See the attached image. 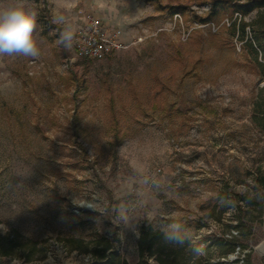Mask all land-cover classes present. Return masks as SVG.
<instances>
[{"label": "rangeland", "instance_id": "374dc122", "mask_svg": "<svg viewBox=\"0 0 264 264\" xmlns=\"http://www.w3.org/2000/svg\"><path fill=\"white\" fill-rule=\"evenodd\" d=\"M213 1L0 0V10L38 9L41 50L0 59V243H15L0 264H84L101 234L135 263L143 223L211 244L214 264L244 253L264 262V226L256 212L243 217L240 199L264 170L252 121L264 79L243 47L251 25L241 39L228 14L201 20ZM91 14L119 25L129 45L76 56ZM65 27L74 37L61 43ZM219 239L236 249L223 256Z\"/></svg>", "mask_w": 264, "mask_h": 264}, {"label": "trees", "instance_id": "16d2710c", "mask_svg": "<svg viewBox=\"0 0 264 264\" xmlns=\"http://www.w3.org/2000/svg\"><path fill=\"white\" fill-rule=\"evenodd\" d=\"M256 11L259 16L251 22L244 19L251 12ZM228 14L232 19L233 27L240 32L241 39H245L246 27L251 25V38H247L243 44L245 50L256 67L260 77L264 79V0H214L211 10L202 21L214 20L218 14ZM240 16L237 20L235 15ZM264 86L260 88L257 98L253 102L252 121L258 130L264 135ZM255 193L253 195H242L248 207L244 210L243 217L256 212L257 223L264 226V170L258 169L253 172ZM255 218H251V221ZM237 226L242 222L238 220ZM6 244L0 243V254L10 255L13 252L15 243L10 236L5 237ZM96 246L90 250L91 260L84 264H150L149 259L155 264H214L210 262L211 244L201 247L192 238L176 229L165 231L154 227L152 224L143 223L139 228L138 254L139 259L131 263L127 258L116 253L114 241L105 235H99L96 239ZM242 247H246L245 244ZM217 250L220 254L227 255L236 249L234 239H219ZM220 262H216L219 264ZM232 264H253L250 254L244 253L232 261ZM261 264H264L261 263Z\"/></svg>", "mask_w": 264, "mask_h": 264}, {"label": "clouds", "instance_id": "9594fccd", "mask_svg": "<svg viewBox=\"0 0 264 264\" xmlns=\"http://www.w3.org/2000/svg\"><path fill=\"white\" fill-rule=\"evenodd\" d=\"M38 17V9L31 5L18 4L0 10V59L21 56L38 58L41 55L36 34ZM52 22L66 25L67 18L63 14H56ZM73 37L74 33L65 27L59 42H71Z\"/></svg>", "mask_w": 264, "mask_h": 264}, {"label": "built area", "instance_id": "2783aa9c", "mask_svg": "<svg viewBox=\"0 0 264 264\" xmlns=\"http://www.w3.org/2000/svg\"><path fill=\"white\" fill-rule=\"evenodd\" d=\"M128 45L119 25L109 24L94 14L78 26L74 38L76 56L85 59H105Z\"/></svg>", "mask_w": 264, "mask_h": 264}, {"label": "bare ground", "instance_id": "6f19581e", "mask_svg": "<svg viewBox=\"0 0 264 264\" xmlns=\"http://www.w3.org/2000/svg\"><path fill=\"white\" fill-rule=\"evenodd\" d=\"M259 250L264 253V244H262L260 247H259Z\"/></svg>", "mask_w": 264, "mask_h": 264}]
</instances>
